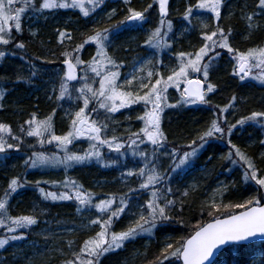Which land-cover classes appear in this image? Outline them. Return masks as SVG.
<instances>
[{"label": "trees", "instance_id": "1", "mask_svg": "<svg viewBox=\"0 0 264 264\" xmlns=\"http://www.w3.org/2000/svg\"><path fill=\"white\" fill-rule=\"evenodd\" d=\"M196 2V0H171L169 2L167 18L173 22V34L171 35H174V38L169 40L170 47H166V51L162 53L161 62L167 61L168 67L166 68L167 72L162 71L164 77L171 74V70L178 66L177 54L197 51L203 44V33L210 34L215 31L217 24L228 35V42L233 49L247 51L249 48L264 46V10L261 15L253 19L252 29L248 28L240 19L245 13L246 15L251 14L253 7H258V0H225L221 17L219 20H215V24L212 18L211 20L208 18L206 22V15L202 14L204 24L211 22L209 28L200 27L202 29L198 34L194 28L202 22L198 19L194 20L192 17L190 30H184L182 34H175L177 24L184 21L182 17L186 8L189 4H196ZM149 3H152L153 7L145 14V18H147L146 21H152L149 27L152 31L160 19L159 8L155 0H129L128 4H125L124 0H104L103 5L88 17H84L79 9H71L68 12L58 10L60 14L72 13V17H79L77 20L74 18L69 21L59 20L60 14L54 15V10H44L41 13L28 11L22 14V31L13 30L14 40L12 43L8 46L0 45V50L9 53L5 58H0V91L4 92L3 98L0 99V123L10 125L12 135L20 136L22 139L19 150L10 149L6 154L0 153V189L4 185L3 182H7L6 189L11 178H21L23 186L11 195L7 206L8 214L13 217L33 215L37 220L35 225L27 229H18L16 233H8L0 227V238L23 233L22 239L14 240L18 244L28 239L33 240V236L40 237L42 234L39 232L40 229H47L57 222L74 225L72 232L64 231L63 240L50 238L46 240L44 249L34 245L33 247L37 246L34 248V256L32 254L31 257L22 258V260L12 258V249L10 248L12 243L9 241L7 245L0 248V264H65L66 261L74 259L72 253L79 251L84 240L94 237L101 230L98 224L91 225L89 223L99 215L94 208L78 212L77 202L74 199L55 201L50 198L45 199L39 191L40 188H43L45 193L56 192L59 194L67 190L71 194L70 189L63 187V182L66 179L74 180L83 185L84 190L95 193L93 203L115 195L117 202L113 206V210L119 206V196L127 194L129 206L118 219L113 218L111 232L126 230L138 218L133 217L130 213L132 207L138 202L142 203L146 209V202L151 198V188L139 189L143 178L126 175L129 169L138 170L143 166V161L138 156H121L104 146L101 149L102 160L100 161L91 158L68 169L62 165L26 168L24 161L32 156L33 151L59 155H63V152L56 147L55 142L41 145L38 138L25 135L21 131V127L28 128L25 121L31 119L33 113L36 114L38 120L52 115L55 134H66L71 127L73 111L83 105L82 101L75 99L71 101L67 98L62 101L56 100L63 72L64 57L61 54L66 50L71 51L95 30L107 28L110 29V34L115 32L125 37L126 27L124 26L126 23L121 24L120 22L124 21L129 14L128 9L143 11ZM38 4L39 0H37V6ZM113 9H115V13L107 19V12ZM256 25L259 26L256 27ZM30 28H34L35 35ZM60 31L70 33L71 39L65 38L61 43ZM243 33H246V38L241 40L240 36ZM17 42H23L25 48H15ZM123 43L130 44L124 39ZM93 46L95 45L86 44L80 50L79 55L82 60H90V58L86 59L87 52ZM142 47L147 48L146 45ZM111 50L109 45L107 49L109 55L117 64L123 65L119 68L121 72L125 67L123 56H112ZM128 50L127 54L131 59L134 50L129 47ZM13 52L15 55L12 54ZM215 52H219L220 55L215 57L209 68L207 82L215 85V88L206 98L208 103L205 105L177 104L181 97L177 94L173 98L174 94L171 96V91H168L167 96L170 101L168 104L176 106L166 107L161 114V130L166 140L156 152L155 163L158 171L164 176V180L155 187L160 189L161 205H163L165 194L168 199L175 202L168 212L171 219L162 222V225L158 222V227L153 229L152 233H141L135 238L125 241L121 248L106 253L101 257L100 264H154L156 259L161 257L162 250L167 243L178 246V242L186 239L196 230L197 224L212 217L208 215L212 209L209 207L211 204L205 201V194L212 190L219 177L224 176V178L232 179V182H229L231 184L223 201L217 202V205L243 203L252 197L259 198L264 195V188H260L252 180L245 181L244 174L246 171L250 173V170L245 161L240 160V157L235 154L236 149H239L246 158L251 160L258 176H264V119H260L258 122L246 120L243 124L237 123V121L250 116L252 112H264V83L240 80L239 75L234 74L236 60L233 58V54L219 46L215 48ZM115 54L122 53L116 51ZM32 65H35L37 72L35 76L32 75ZM48 73L53 76H57V73L60 74L59 77H54L55 82L58 83L57 87L51 85ZM77 85L79 84H72L73 88L79 87ZM93 86L96 87V83ZM75 95L76 93L73 92V96ZM233 96L236 97L234 101ZM224 108L227 110L222 112L221 109ZM141 109V105L136 106V112L130 108L131 113L126 119L123 116L118 117L99 109L98 112L91 113L97 118L90 116V119L98 122L103 121L107 124L108 128L103 133L105 138L116 136L120 142H127L131 133L140 130V120L137 117L142 111L139 114L137 112ZM53 110H55L54 113ZM119 120L121 123L127 121L124 127L120 125ZM213 120H216L219 126L221 125L224 132L214 133L211 137H206L205 142H202L199 137L208 130ZM230 125H235L231 133L228 132ZM253 136H257L258 139L253 140L251 138ZM5 138L9 143H16L11 137L6 136ZM249 140H253V142H248ZM194 141L195 143H193ZM137 142L138 150L146 151L151 156L155 147ZM201 144L202 148L194 156L189 157V161L181 165L180 169H177L176 165L179 164V159L184 153L190 152ZM88 147L89 144L83 139H77L69 146V151L83 153ZM125 147H127V143H125ZM173 150H175L174 154ZM229 153H231L230 158ZM202 160L206 163L202 164ZM111 161L117 162L112 164ZM204 168H207L206 173L207 175L211 174L212 180L203 178V176L196 181L200 184L199 188H187L185 184L187 178ZM37 181L40 182L39 185H37ZM169 187L172 191L166 193L165 190ZM129 189H137V191L130 192ZM4 190H0V196L3 195ZM185 192L187 195L184 194ZM108 215L110 213L101 216V220H106ZM145 215H147V211ZM79 218L83 220L82 223L85 222L82 229L76 228ZM69 227H66V230H69ZM69 240L74 241L71 248L68 246ZM259 253L264 254L263 241L246 245L233 244L220 253L216 262L217 264H250L253 257ZM129 257H133L135 261L128 262ZM163 264H181V262L175 257H170Z\"/></svg>", "mask_w": 264, "mask_h": 264}, {"label": "snow or ice", "instance_id": "2", "mask_svg": "<svg viewBox=\"0 0 264 264\" xmlns=\"http://www.w3.org/2000/svg\"><path fill=\"white\" fill-rule=\"evenodd\" d=\"M159 6V24L147 36L145 45L153 49H162L170 47L168 42L169 33L173 32V22L167 19L169 0H155ZM104 0H0V45L8 46L14 40L12 36L13 30L21 32L22 14L28 11L41 13L44 10L53 9H79L84 17H88L95 10L101 7ZM125 4L129 0H124ZM21 4V7L14 5ZM223 0H197L196 4H189L186 8L182 19L189 25L194 13L207 11L210 12L216 20L221 17V8ZM153 7L149 3L143 11H137L132 8L128 9V15L121 24L126 22H143L145 21V14ZM258 7L264 10V0H258ZM115 13V9L109 13V18ZM255 13L247 15L246 19L249 22L248 27H253L252 21ZM259 25H256L258 27ZM207 28V24L203 25ZM187 30V29H185ZM230 32V30H229ZM35 35V33H33ZM219 37V40L214 39ZM60 42L63 43L65 38L71 39V34L65 31L59 32ZM110 29L95 30L93 34L88 35L86 39L76 45L71 51H64L61 55L64 57L62 63L66 66V70L60 77L57 101L75 99L82 101L81 107L75 112L71 119L70 130L64 135H56L53 131L52 115H49L43 120H38L36 114L33 113L31 119L25 121L28 125L27 129L21 127V131L29 137H36L41 145L44 143H56V147L63 152V155L57 153L45 154L44 152H33L32 156L24 161L26 168H37L43 166H63L65 169L73 167L75 164L82 163L91 158H96L98 161L102 160L101 149L104 146L110 151H115L120 155H124L121 151L127 147L132 149V155L138 156L143 161V166L138 170L129 169L127 176H138L143 178L139 184V189L151 188V198L146 202V209L141 206V211L138 218L126 229L120 232H111V224L113 218H119L129 206L128 195L123 194L119 196V206L113 210V206L117 202L115 195H110L107 199L99 200L93 203L95 193L84 190L83 185L78 184L74 180L66 179L63 182L65 189L59 194L56 192L45 193L43 188H40V193L45 199L52 200H75L77 202V211H89L95 209L99 215L96 219L90 220L91 225H99L100 231L94 237L84 240L78 252H73V260H68L65 264H100V259L106 253L115 251L123 246L124 242L135 238L141 233H152L153 229L158 227V222L171 219L168 212L174 205V201L163 196V205H161V192L155 185L164 180V176L158 171L155 163V156L157 150L163 146L166 137L161 130V113L165 107H175L176 105L167 103L166 93L169 87L174 86L177 90L180 89L183 83V91L180 94V100L177 104H194L197 102L208 103L206 94L212 92L215 85L208 83L205 90V82L209 75V68L211 62L215 57L219 56V52H215L214 56H209L210 52H214L215 48L219 46L222 49H227L233 58L236 60L234 67V74L239 75L240 80H244L250 76L253 67H264V46L258 48H249L246 52H240L233 49L228 42V35L225 34L223 28L217 24L216 30L210 34L203 33L204 45L198 51L193 53L180 52L177 54L179 63L178 66L171 70L166 78L159 72L149 70L147 72L148 83H144L143 79L138 78L135 74L130 79L123 82L120 81L121 73L119 68L121 65L109 55L107 49L111 42ZM86 44H94L96 54L92 56L89 61H84L80 58L79 52ZM15 48L24 49L23 42H17ZM9 53L5 50H0V58H5ZM15 55V53H12ZM208 57V63H202L205 57ZM251 62V63H250ZM31 64V61H29ZM145 65H151V60L144 61ZM32 75H37L35 65H32ZM115 69V70H113ZM78 70L82 75H78ZM143 70V66L140 69ZM191 73H201L203 79L190 78ZM91 74V75H90ZM156 77L155 82L152 83L153 77ZM98 87L93 85L97 82ZM264 83V71L260 75L253 77ZM139 80L138 89L134 91H126L125 88L131 87L133 81ZM72 82H77L79 87L73 88ZM146 89V91H145ZM56 91V89H54ZM143 91L141 95L140 92ZM73 92L76 93L73 96ZM4 96V92L0 91V99ZM233 101L236 99L233 96ZM143 103L145 112L137 119L142 120L144 126L139 132L131 133L127 142H120L116 136L105 138L103 133L108 127L107 124L90 119L91 113L98 112L99 109H104L107 113H116L121 109L128 108L134 104ZM93 105L90 109L89 106ZM148 106H151L150 108ZM89 110V111H86ZM227 109H221L226 111ZM55 110H53V113ZM264 119V112H252L250 116L245 117L239 121L238 124H243L247 121H259ZM235 125H230L228 132L231 133ZM216 120L211 122V126L204 132L199 139L205 142L206 137H211L214 133H223ZM142 134V135H141ZM11 137L16 143H9L5 138ZM81 137H86L89 141L88 149L83 153H76L69 151V146L73 144L74 140ZM144 138L152 145L156 146L151 156L146 151H139V145L145 142ZM22 139L20 136H13L10 125L0 123V153H7L10 149L19 150ZM195 143V141L193 142ZM202 146V144H201ZM235 147V146H233ZM175 150H173V154ZM196 154V149L193 148L191 152H185L179 159V168L184 165L189 157ZM237 156L240 160L245 161L249 171L244 174L245 181L252 180L260 188H264V176H258L257 170L251 160L246 158L239 149H236ZM231 153H229V158ZM117 161H111L115 164ZM236 163V161H233ZM175 171V169H173ZM26 182V181H25ZM39 185V181L36 182ZM23 184L19 177H13L9 181L7 188L0 196V227L4 228L8 233H16L18 229H27L37 223L33 215L10 216L8 214V204L12 194L22 187ZM130 192H135L137 189H129ZM172 189L166 188V193H171ZM187 195V192L184 193ZM264 195L259 198L252 197L243 203L217 205L215 201L209 206L212 211L208 212L213 219L211 222L197 224L194 234L187 239L178 242V246L173 243H167L162 250L161 257H158L154 264H163L164 261L169 260L170 257H175L177 260H182V264H213L209 258L213 256L214 251L220 246L230 242L246 241L256 236L264 237ZM242 209V210H241ZM145 210L147 215H145ZM241 210V211H236ZM106 220H101V216L108 214ZM221 215L223 218H221ZM23 238V233L20 235H9L0 238V248H3L10 240H18ZM74 241L69 240L68 246L72 247Z\"/></svg>", "mask_w": 264, "mask_h": 264}, {"label": "rangeland", "instance_id": "3", "mask_svg": "<svg viewBox=\"0 0 264 264\" xmlns=\"http://www.w3.org/2000/svg\"><path fill=\"white\" fill-rule=\"evenodd\" d=\"M197 1V0H196ZM69 2H70V0H69ZM169 2H171V0H169ZM224 4H225V0H223V5H222V8H223V6H224ZM157 5H158V3H157ZM15 7H21V5L20 4H16V5H14ZM158 8H159V6H158ZM222 8H221V10H222ZM72 8H69V9H53L54 10V15H59L60 14V12L58 11V10H61V11H64V12H68L69 10H71ZM112 12V10H110V11H108L107 12V19H109V13H111ZM263 12V10H261L259 7H253V10L251 11V14L252 13H255V15H254V18L255 17H257V16H259V15H261V13ZM56 13H58V14H56ZM168 14H169V4H168ZM202 14H205L206 15V22H207V19L208 18H210V20H211V18L213 19L212 21H213V23L215 24V18L213 17V15L210 13V12H207V11H203V12H198V13H194V15H193V19L194 20H200L202 23H200V25L198 26V27H195L194 28V30H196V32L199 34V32L201 31V29L202 28H200V27H203V25H204V21H203V15ZM250 14V13H249ZM248 14V15H249ZM244 17H245V19H246V17H247V15H244ZM78 19L79 17H72V13H63V14H60V17H59V20H67V21H69V20H72V19ZM253 18V19H254ZM146 19L147 18H145V21H143V22H126V24H125V26L124 27H126V33H125V37L124 38H126V39H124L125 41H127V42H129L131 45H137V43H138V40H140V46H138L137 48H135V49H133V50H136V49H138V48H141L143 45H145V40H146V38H147V36H148V34L151 32V30H150V25H151V23H152V21L151 20H148V21H146ZM168 19V18H167ZM246 22H247V27H248V21H247V19H246ZM158 24H159V21H158ZM158 24H155V27H157L158 26ZM207 28H209L210 26H211V22L209 21V23L207 24ZM176 29V32H175V34H182V32L185 30V29H187L188 31L190 30V25L187 23V22H185V21H181L180 23H178L177 24V26L175 27ZM249 28V27H248ZM31 30H32V32L34 33V28H30ZM252 29V28H251ZM171 34H173V32L172 33H169V37H168V42H169V40L170 39H173L174 38V35H171ZM245 34L246 33H243V35H241L240 36V39L241 40H244L246 37H245ZM58 35V34H57ZM58 37V36H57ZM214 39H217V40H219V37H214ZM204 45V41H203V44L201 45V47ZM143 48V47H142ZM200 48V47H199ZM166 49V47L165 48H162V49H159V50H157V49H153V48H151V47H148L147 46V48H143V51H141L140 53L142 54V55H139L140 57L138 58V57H136L135 56V54L134 55H132L131 56V59L128 57V54L126 53V54H124V53H122V54H115V52H116V50L117 49H112L111 50V54H112V56H114V55H117V56H123V62H124V65H125V67L123 68V70H121V76H120V81L121 82H123L124 80H126V79H130L131 78V76L133 75V74H135L138 78H141V79H143V82L144 83H148L149 81H148V78H147V72L149 71V70H151V71H153V72H159L161 75H163V72L162 71H165V72H167V70H166V68H168L167 67V61H163V63L161 62V60L163 59V56H162V53L164 52V51H166L165 50ZM199 50V49H198ZM197 50V51H198ZM196 52V51H195ZM195 52H193V53H195ZM240 52H246V51H241L240 50ZM96 54V48H95V46H93V47H91L90 48V51H88L87 52V57H86V59H91L92 58V56H94ZM209 56H214L215 55V50H214V52H210L209 54H208ZM136 57V58H135ZM164 58H166V56L164 55ZM146 60H151L152 61V64L151 65H145L144 64V61H146ZM209 62V60H208V57L206 56L205 57V59H204V61H202V63H208ZM251 63V62H250ZM52 64H54L53 62H52ZM164 64V65H163ZM121 66H123V65H121ZM142 66H143V70L141 71L140 69L142 68ZM66 70V68L63 66V72H62V75H63V73H64V71ZM113 70H115V69H113ZM120 71V70H119ZM261 71H264V67H262V68H256V67H253L252 68V70H251V73H250V76L249 77H246L244 80H254V81H257V82H260L259 80H257V79H254L253 77H255V76H258V75H260V73H261ZM48 75H50V80H51V85L52 86H54V87H57V82H55V80H54V77H59L60 76V74L59 73H57V76H53V75H51L50 73H48ZM80 75H82V73H80ZM91 75V74H90ZM168 76V75H167ZM167 76H165V78L167 77ZM195 76H199L200 78H202L203 79V75H202V72L201 73H191L190 72V78H192V77H195ZM155 79H156V77L154 76L153 78H152V80H151V82L152 83H154L155 82ZM77 82H72V84H76ZM261 83V82H260ZM138 84H139V80H136V81H133V85L131 86V87H128V88H125L124 90H126V91H136L137 89H138ZM205 84H206V87H205V90H206V88H207V84H208V82L206 81L205 82ZM96 87H98L99 85H98V78H97V82H96ZM77 86H79V85H77ZM76 88V87H75ZM145 91H146V89H145ZM168 91H171L170 92V94H171V96H172V94H174V97L173 98H175L176 97V95L178 94L179 96H180V94H181V92L183 91V83H181V87H180V89L179 90H177L174 86H172V87H169V89H168ZM168 91H167V93H168ZM167 93H166V96H167ZM210 93V92H209ZM209 93H207L206 94V98H207V96H208V94ZM140 94L142 95L143 94V91H141L140 92ZM168 102H170L169 101V98H168V96H167V103ZM199 104H202V105H205V103H200V102H197V103H194V104H191V105H199ZM138 105H141L142 106V109L141 110H139L138 112H137V114H139L141 111H142V113L140 114V116H142L143 114H144V112H145V106L143 105V103L141 102V103H139V104H134V105H132V106H130V107H128V108H125V109H121V110H119L118 112H116V113H111V114H113V115H117L118 117H121V116H123L125 119H126V117L128 116V114L129 113H131L130 112V108H132V110H134V112H136V106H138ZM90 107L91 106H89V109H90ZM149 108L151 107V106H148ZM166 108V107H165ZM164 108V109H165ZM79 108H76L74 111H73V113L75 114V112L78 110ZM101 110H104V109H101ZM86 111H89V110H86ZM70 112V111H69ZM162 114V113H161ZM91 117H94V118H97L96 116H94V115H90ZM102 123H104V124H106L105 122H103V121H101ZM119 123H120V125L121 126H123L124 127V125L127 123V121H125V122H123V123H121L120 122V120L118 121ZM144 126V123H143V121L142 120H140L139 121V127H140V129L142 128ZM160 126H161V124H160ZM221 126V125H220ZM127 127V126H126ZM108 128V127H107ZM106 128V129H107ZM106 129L104 130V131H106ZM142 135V134H141ZM251 138H253V140L254 139H258V137L257 136H253V137H251ZM144 140H145V142L144 143H142L143 145H145V146H147V145H151V146H153V147H156V146H154V145H152L150 142H148L147 140H146V138H144ZM253 140H249L248 142H253ZM84 142H87V144H89V141H88V139L85 137L84 138V140H83ZM138 143V142H137ZM164 145V144H163ZM249 145H251V144H249ZM203 146V145H202ZM202 146L200 145V146H198V147H195V149H196V152H198L201 148H202ZM123 153H124V155H121V156H128V157H130V156H132V149H124V150H121ZM192 151V150H191ZM190 151V152H191ZM119 154V153H118ZM120 155V154H119ZM187 161H189V159L187 160ZM181 168V166L179 167V168H177V169H180ZM206 171H207V168L205 169H199L197 172H194V175H191L189 178H187V181L185 182V184H186V186H187V188H189V189H196V188H199L200 187V184L198 183V182H196L197 181V179H199V178H201V177H203V178H205V177H208V175H207V173H206ZM232 179H228V178H224V179H222V180H220V181H218L214 186H213V188H212V190H210V191H208L205 195V201L208 203V204H212L213 203V201H215V203H217V202H221V201H223V199H224V197H225V194L227 193V190H228V187H229V185L231 184H229V182H232L231 181ZM187 191V190H186ZM141 204H136V205H134L133 207H132V209L130 210V213H131V215L133 216V217H135V218H137L138 217V215H139V213H140V211H141ZM145 208V207H144ZM145 213H146V210H145ZM77 222H79V223H77L76 224V228H79V229H82V227H83V225H82V222H83V220L82 219H78V221ZM49 224H50V222H49ZM71 224H69V225H65V227H69ZM74 225H72V226H70L69 227V230H66L65 229V232H68V233H70V232H72L73 230H74V227H73ZM33 256H34V253H33ZM264 254H262V253H259V254H257V255H255L254 257H253V259H252V261H251V264H264V260H262L264 257ZM31 257V256H30ZM128 262H134L135 260H134V258L133 257H129L128 258V260H127Z\"/></svg>", "mask_w": 264, "mask_h": 264}, {"label": "bare ground", "instance_id": "4", "mask_svg": "<svg viewBox=\"0 0 264 264\" xmlns=\"http://www.w3.org/2000/svg\"><path fill=\"white\" fill-rule=\"evenodd\" d=\"M244 15H246V13L243 14V16L240 19H241L242 23L247 24ZM111 37L112 38H111V42H110L109 45L111 46L112 49H117L116 51H118L120 53L126 54L127 52H129L128 47L131 48V49H135L138 46H140V43H139L140 40H138L137 45H135V44L134 45H130V44L127 45V43H123V39H125V38H123L124 35H118L115 32L111 34ZM141 51H143L142 47L134 50L135 56L139 58L140 57L139 55H142L140 53ZM201 162H202V164L206 163L203 160ZM205 178H210L212 180L211 174L208 175V177H205ZM222 179H224V176L219 177L216 180V182H218V181H220ZM20 180H21V178H20ZM3 184L4 185L0 189L2 191L5 189V186H6L7 182L5 181V182H3ZM138 204H141L143 206V204L140 203V202H138ZM84 223H82V225ZM65 229H66L65 223L57 222V223L53 224V226H51V227H49L47 229H44V230L40 229L39 232L42 233L41 236L38 237V238L33 236V238H34L33 240L28 239V240H25V241H23L21 243H18V244H16V242H14V240H10V243H12V245H10V248L12 249V251H11L12 258L14 260H18V259L22 260V258H24V259L28 258L30 255H32L34 253V248L37 247V246L33 247L34 245H38V248H42L43 247V249H44L45 246H46V240H49L50 238L51 239L52 238H57V240H59V241L63 240L64 239V234L63 233H64ZM213 264H217V262L215 261V262H213ZM250 264H251V262H250Z\"/></svg>", "mask_w": 264, "mask_h": 264}, {"label": "water", "instance_id": "5", "mask_svg": "<svg viewBox=\"0 0 264 264\" xmlns=\"http://www.w3.org/2000/svg\"><path fill=\"white\" fill-rule=\"evenodd\" d=\"M78 75H79V74H78ZM221 218H223V217H221ZM212 219H213V218H212ZM212 219L206 221L205 223L211 222ZM193 234H194V233H193ZM193 234H192V235H193ZM261 240H264V237L258 235V236H256V237L250 238L249 240H246V241L230 242V243H228V244H225V245L220 246L219 249L215 250L213 256L210 257L209 259H210L211 261H214V259H215L216 256L218 255V253H219V252H220L225 246H228L229 244H233V243H249V242L261 241Z\"/></svg>", "mask_w": 264, "mask_h": 264}]
</instances>
